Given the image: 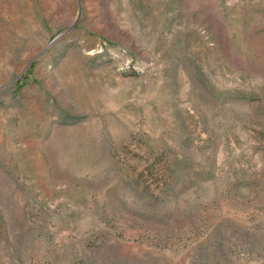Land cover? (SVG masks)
Masks as SVG:
<instances>
[{
	"label": "rangeland",
	"instance_id": "obj_1",
	"mask_svg": "<svg viewBox=\"0 0 264 264\" xmlns=\"http://www.w3.org/2000/svg\"><path fill=\"white\" fill-rule=\"evenodd\" d=\"M0 264H264V0H0Z\"/></svg>",
	"mask_w": 264,
	"mask_h": 264
},
{
	"label": "water",
	"instance_id": "obj_2",
	"mask_svg": "<svg viewBox=\"0 0 264 264\" xmlns=\"http://www.w3.org/2000/svg\"><path fill=\"white\" fill-rule=\"evenodd\" d=\"M74 27H75V25H73V26L70 28V30H68L67 32L62 33V34L58 35L56 38H54V40H52V41L50 42V44L47 46V48H46L45 50H47L49 47H51L53 44H55L57 41H59L62 37H64L66 34H68V33H69ZM45 50H44V51H45Z\"/></svg>",
	"mask_w": 264,
	"mask_h": 264
}]
</instances>
